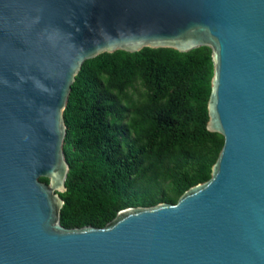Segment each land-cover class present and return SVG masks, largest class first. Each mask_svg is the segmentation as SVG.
Here are the masks:
<instances>
[{
	"label": "water",
	"instance_id": "1",
	"mask_svg": "<svg viewBox=\"0 0 264 264\" xmlns=\"http://www.w3.org/2000/svg\"><path fill=\"white\" fill-rule=\"evenodd\" d=\"M145 46L211 48V175L176 203L66 228L74 76ZM0 264H264V0H0Z\"/></svg>",
	"mask_w": 264,
	"mask_h": 264
},
{
	"label": "trees",
	"instance_id": "2",
	"mask_svg": "<svg viewBox=\"0 0 264 264\" xmlns=\"http://www.w3.org/2000/svg\"><path fill=\"white\" fill-rule=\"evenodd\" d=\"M212 76L208 46L85 59L62 111L68 170L60 224L103 227L121 209L176 203L206 181L223 145L207 130Z\"/></svg>",
	"mask_w": 264,
	"mask_h": 264
}]
</instances>
